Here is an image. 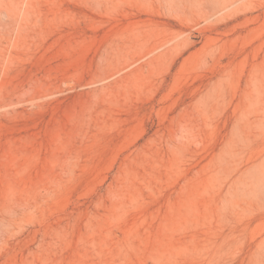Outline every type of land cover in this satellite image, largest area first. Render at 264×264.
<instances>
[{
	"label": "rangeland",
	"instance_id": "1",
	"mask_svg": "<svg viewBox=\"0 0 264 264\" xmlns=\"http://www.w3.org/2000/svg\"><path fill=\"white\" fill-rule=\"evenodd\" d=\"M0 264H264V0H0Z\"/></svg>",
	"mask_w": 264,
	"mask_h": 264
},
{
	"label": "bare ground",
	"instance_id": "2",
	"mask_svg": "<svg viewBox=\"0 0 264 264\" xmlns=\"http://www.w3.org/2000/svg\"><path fill=\"white\" fill-rule=\"evenodd\" d=\"M143 13H140V15L139 16H141ZM171 37V36H170ZM165 39H167V38H165Z\"/></svg>",
	"mask_w": 264,
	"mask_h": 264
}]
</instances>
